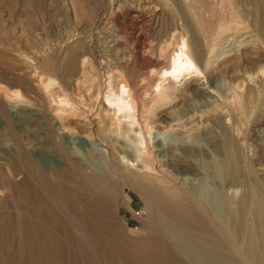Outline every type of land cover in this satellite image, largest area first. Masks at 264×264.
<instances>
[{"label": "bare ground", "instance_id": "6f19581e", "mask_svg": "<svg viewBox=\"0 0 264 264\" xmlns=\"http://www.w3.org/2000/svg\"><path fill=\"white\" fill-rule=\"evenodd\" d=\"M197 1L173 0L176 8L171 13L183 20L185 28L175 27L169 40L160 45L158 56L166 63L155 65L146 58L137 65L142 72L153 65L157 68L155 73L148 71L149 78L142 87V93H151V101L157 106L171 102L170 89L203 76L207 65L212 62L205 55L206 52L212 54L217 44L212 40L204 49L199 44L198 33L219 37L239 20L233 0H219L216 14L215 5L203 0L205 11H201ZM239 4L244 5L243 0ZM133 6L129 10L136 17L146 10L144 5ZM253 14L251 10L246 11V15ZM139 20L142 22L143 17ZM187 32H191V38ZM140 36L134 37L136 40L131 47L126 45L128 51L122 48L115 52L118 56L114 58V64L121 68L119 78L107 81L104 89L97 91L96 98L98 100L103 93L104 114L122 137V140H112L109 135H104V141L113 148L129 147L137 155L147 156L152 152L147 135L148 139L152 138L155 124L161 129L172 125L166 115L144 125L137 116V102L129 76L123 70L126 63L129 66L130 57L139 56L142 50ZM120 41L115 39L111 46L116 49L124 43ZM156 62L159 63L158 57ZM139 77L143 81V75L139 74ZM39 83L48 105L54 109L50 118L54 136L47 139L43 133H30L34 139L28 145L18 144L15 153H11L12 161L6 164L7 171L0 172L3 174L0 178L7 183L9 190L0 199V264H264V197L259 195L258 202L250 207L254 219L251 224L244 200L236 202L229 195L231 188L245 185L243 181L250 173L244 165L241 144L229 128L222 127L225 148L218 151L213 148L222 155L220 158H212V154L205 151L211 164H206L202 177H197L201 173L196 172L195 163L190 158L200 149L204 153L205 148L200 146L191 149L184 146L181 154L176 153L181 161L174 171L186 174L194 170L195 177L182 175L179 178L171 173L168 180H162L129 170L120 173L114 161L106 162L102 168L94 158V147L87 149L84 144V148L79 144L81 141L64 135L66 130L71 131L70 125L64 123L68 115V99L55 91L53 79L41 77ZM236 86L243 85L240 82ZM236 88L233 87L230 97L237 92ZM4 92L6 105L11 111L31 100H27L20 90L5 89ZM260 94L250 89V95L255 99ZM206 98L201 97V100L208 103ZM240 110L247 112L243 106ZM32 115L35 113L30 112ZM33 120L44 124L41 128H50L47 119L41 115ZM259 131L263 130L255 133L259 135ZM206 134L196 133L194 137L201 141ZM87 137L93 141L91 134ZM39 138L43 140L35 142ZM187 139L188 136L179 137V134L175 137L184 145ZM162 153L166 156L169 152ZM39 156L45 157L46 162ZM87 156L95 168L91 169L86 163ZM55 159L62 163L61 168L55 164ZM143 163L151 168L147 161L143 160ZM217 180L223 189L217 188ZM122 186L137 192L143 202L141 212L133 207L132 195L123 197L119 194ZM123 208L133 212L138 224L133 225L127 214L122 216Z\"/></svg>", "mask_w": 264, "mask_h": 264}, {"label": "rangeland", "instance_id": "374dc122", "mask_svg": "<svg viewBox=\"0 0 264 264\" xmlns=\"http://www.w3.org/2000/svg\"><path fill=\"white\" fill-rule=\"evenodd\" d=\"M239 1L233 0L239 20L231 30L219 37L216 34L210 36L208 33H198L199 44L204 49L212 40L217 44L212 54L206 52V59L210 57L212 62L207 65L205 74L170 89L171 102L160 107L152 103L151 93H142V87L149 78L148 71L155 73L156 66L142 72L137 65L146 58H150L155 65L166 63V60L159 58L158 49L169 40L175 27H184L183 20L173 17L171 13L176 8L173 0H169L168 4L166 0H0V172L7 171L6 166L12 161V154L18 144L28 145L34 139L32 133H43L45 138L53 139L50 118L54 109L48 105L39 83L41 77L44 80L51 78L55 91L61 97H66L69 103L64 123L70 125L71 131L66 130L64 135L81 141L79 144L84 148L86 145L87 149L94 147V158L102 168L106 162L114 161L120 173L129 170L162 180H168L171 173L179 178L182 175L192 178L196 176L194 170L186 175L174 171V167L181 161L177 155L182 153L184 146L188 149L200 146L205 148L204 153L200 149L190 158L195 163L196 172L201 173L197 177H202L206 172V164H211L208 152L212 158L222 156L214 152L213 148L217 151L225 148L222 127L229 128L241 144L245 154L244 165L250 171L243 181L245 185L231 188L228 190L229 195L236 202L244 200L249 223H254L250 207L258 202L259 195L263 194L264 197V0H243L244 5H240ZM207 2L215 5L216 14L219 0ZM205 4L203 0H198V10L205 11ZM133 5H144L146 10L136 17L130 11ZM250 10L254 14L246 15V11ZM141 16L142 22L139 20ZM144 19L149 23L147 20L144 22ZM187 33L191 38V32ZM136 35L137 38L141 35L142 50L139 56L136 55L137 58L134 55L130 57L127 61L129 66L126 63L123 71L129 76L128 81L137 102V116L141 117L140 121L144 125L166 115L172 125L161 129L155 124L152 138L148 139L147 135L152 150L147 156L137 155L129 147L113 148L104 141L103 137L108 135L112 140H122V137L104 114L103 93L99 95L101 98H96L97 91L103 90L107 81L119 78L121 68L114 64V58L118 56L115 52L122 48L128 51L137 39ZM115 39L125 44L115 49L111 46ZM157 57L159 63L156 62ZM139 74L143 75V81ZM240 82L243 86H236ZM233 87H237V92L230 97ZM5 89L20 90L27 100H31L19 105L18 110L11 111L6 105ZM250 89L261 93L258 99L250 95ZM201 97H208V103L202 101ZM240 106L247 108V112L240 110ZM40 109L41 112L38 111ZM30 112L35 113V116H30ZM38 115L47 119L49 129L41 128L44 124L42 126L33 120ZM258 130H263L259 131L263 135L256 134ZM204 132L207 134L203 140L195 139L196 133ZM88 134H91L93 141L87 137ZM178 134L179 137L188 136L185 145L175 140ZM82 136L85 138L83 141ZM42 140L39 138L35 142ZM117 144L120 146L121 142ZM162 152L169 153L163 156ZM73 156L78 157L76 154ZM39 157L46 162L45 157ZM143 160L151 165L150 169ZM86 163L91 169L95 168L88 156ZM55 164L62 167L58 159H55ZM215 185L219 190L223 189L219 180ZM132 190L122 186L119 194L123 197L132 195L133 207L141 212L143 202L137 192ZM8 192L7 183L0 178V199ZM125 214L133 225L138 224L133 212L123 208L122 216Z\"/></svg>", "mask_w": 264, "mask_h": 264}]
</instances>
